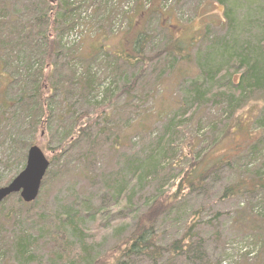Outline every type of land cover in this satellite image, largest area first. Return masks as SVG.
<instances>
[{"label":"trees","instance_id":"trees-1","mask_svg":"<svg viewBox=\"0 0 264 264\" xmlns=\"http://www.w3.org/2000/svg\"><path fill=\"white\" fill-rule=\"evenodd\" d=\"M21 1L0 0V142L20 150L23 162L0 178V187L24 168L41 124L50 137L43 147L51 154V159L45 154L50 168L42 191L48 179L58 177L51 167H64L63 159L68 161L75 148L88 144L98 150L108 144L116 163L96 175L97 153L76 160L83 164L86 179L98 180L99 204L91 203L90 197L34 216L41 190L32 203L23 202L18 194L0 203V264H105L106 258L108 264H134L133 258L140 256L158 264L165 254L181 256L192 249L197 226L190 220L179 239L163 246L158 242V221L177 215L184 199L204 191L207 180L221 169L240 171L238 182L226 186L223 196L264 192V0H209L222 6V15L218 20L202 17V26L190 37L180 34L182 25L170 18L161 24V7L148 9L144 0H137V17H158L160 33L143 28L132 35L127 32L126 52L108 51L100 43L82 53L64 50L42 26L57 24L61 38L76 28L85 8H99L103 0H58L55 5L53 0ZM194 1L195 7L202 2ZM148 77L151 81L144 82ZM166 78L168 108L155 113L140 109L137 116L122 117V110L132 107L134 88L147 86L148 94L156 93ZM121 94L126 101L119 106ZM253 101L262 103L250 125L256 135L253 141L214 156V146L240 129L236 116ZM76 102L85 110L78 113ZM89 108L94 109L93 118ZM91 124L96 128L92 139ZM156 124L160 129L150 143L125 152L126 146L135 149L130 145L134 135L150 134L148 127ZM203 128L210 134L206 147L200 137ZM151 185L154 192L148 193ZM136 196L143 197L144 205L141 197L140 203L134 202ZM11 201L17 208L12 205L4 211ZM111 207L112 217L103 222ZM130 222L132 229L126 232ZM5 225H10L7 237L1 231ZM111 231L118 235V243L101 257L97 246ZM41 241L54 246L47 259L38 254ZM196 245L191 260L202 256V244Z\"/></svg>","mask_w":264,"mask_h":264},{"label":"rangeland","instance_id":"rangeland-1","mask_svg":"<svg viewBox=\"0 0 264 264\" xmlns=\"http://www.w3.org/2000/svg\"><path fill=\"white\" fill-rule=\"evenodd\" d=\"M23 2L27 1L24 0ZM55 2H58V0H53L54 5ZM137 2V0H103L99 8L96 5L85 8V12L81 14L76 28L68 31L61 38L59 35L60 30L56 28L57 24L50 23V27L42 26V30L50 32L48 36H50L51 40L59 39L66 51L82 53L84 50H88L89 47L101 43L108 51H122L125 48L126 52L129 51V48L124 47L123 42L126 41L125 38L128 33L131 32L130 35H132L140 28L144 30L148 29L155 32V34L162 31V28H159L157 25L158 17L155 15H151L152 17L145 16L144 18L137 17ZM143 2L146 3L148 9H150L151 5L152 7H161L163 10V15L160 16L161 24H165V20L170 18L174 24L182 25L179 33L185 37L196 34L203 24L202 17L208 15L210 18L218 20L223 11L222 6L209 0H202L197 7H195L197 4L194 0H144ZM42 11L45 12L46 9L43 8ZM64 61L70 65L72 63L68 57ZM93 69L95 71L98 68L94 66ZM194 73L195 70L193 69L192 75ZM146 80L149 82L151 78H146L144 82ZM166 80L167 78L164 80L165 84H162L156 93L152 92L148 94L147 86L134 88L132 91V94H134L133 101L131 102L132 107L128 110H122L125 114L122 117L133 115L132 113H135V116H137L140 109L150 110L155 113L160 111L161 107L168 108L171 102L167 94L169 88L164 92V86H169ZM171 89L173 90V88ZM125 101V95L121 94L117 97L116 105L120 106ZM81 106L79 102H76L74 105L78 113L85 110ZM261 106L262 103L259 101H253L239 111L236 117L237 121L241 123L240 129L232 133L223 142L220 141L222 142L221 144L217 142V147L214 146L213 149L214 156L227 154L228 151H236L238 147L246 146L250 141H253L256 135L255 132H251L250 125L253 116L258 114V108ZM88 111L91 114L94 112V109L89 108ZM90 116L93 118V114ZM94 117H96L95 114ZM91 126L92 128L89 131L90 139H92L91 137L96 132L95 126L92 124ZM159 126L160 124H156L154 127L149 126L148 130L150 134H146L145 136L134 135L130 141V145L135 149H131L130 146H124L125 152L137 151L141 148L142 144L150 143L153 140L152 136L156 131H159ZM42 128L43 125L41 124L36 135L37 145L41 147L45 154H49L43 146L49 144L50 137ZM200 132V137L204 138L205 142L202 146L206 147L210 134H208L205 128L201 129ZM3 134L6 133L3 132ZM1 140L4 139L2 138ZM3 143L2 145V142H0L1 179L11 175L16 168L19 169L23 165V162L20 161V150H14L10 145L8 149V142L4 140ZM75 149L70 152L68 161L66 158L63 159L66 162L64 167H51L53 173L58 172V177L54 181L48 179L44 183L43 191L41 190L42 198L34 216L47 209L56 210L59 207L68 206L74 202L82 203L83 199L90 197L93 199L91 203H100V185L98 180L91 181L86 179L85 173L81 171V165L83 164L80 161L76 162V160H78V157L82 160L81 158L84 154L90 152L92 154L97 153L98 159L96 168L93 170L94 174L97 175L101 172L110 171L116 163L114 154L111 152V147L108 144H104L102 148L96 150V147L87 144L81 146L78 150ZM9 157L10 162L7 161ZM49 159H51V154H49ZM25 162L26 160H24ZM60 164L63 165V163ZM239 175L240 171L238 170L228 171L225 168L221 169L218 175L212 176L211 179L207 180L204 191L194 192L184 199L183 205L177 215L173 214L158 221L157 230L160 233L158 242L163 246H168L173 240L179 239L185 230L186 223L190 220L197 222L195 228L196 235L191 239L193 248L181 256L173 257L165 254L158 264H264V192L261 194L248 193L229 197L223 196L224 188L230 184H236L239 180ZM153 187V185L149 187L148 193L154 192ZM257 195L259 196L256 197ZM138 197L141 196H136L134 201L137 204L140 203ZM11 202H9L4 211H7L12 205H15L17 208L16 205L18 204L14 201ZM141 204L144 205L143 197H141ZM198 209H200L201 213L197 216V213L194 214V212ZM114 210L111 207V209L109 208L105 212L103 222L110 216L112 217ZM130 223L126 232L132 229L133 222ZM9 230L10 225H5L3 230H1L2 236L7 237ZM113 233V231L109 232L99 242L97 248L99 250L98 254L101 257L108 255V253L110 254L111 250L117 245L118 235H114ZM198 242L203 247L201 251L202 256L201 258L191 260L190 257L193 255V249H196L195 246H197ZM38 246V254L43 259H47V256L55 251L54 246L48 241H41ZM133 259L135 260L134 264H152V260L147 256ZM108 262L110 261L106 258L105 264H108Z\"/></svg>","mask_w":264,"mask_h":264},{"label":"water","instance_id":"water-1","mask_svg":"<svg viewBox=\"0 0 264 264\" xmlns=\"http://www.w3.org/2000/svg\"><path fill=\"white\" fill-rule=\"evenodd\" d=\"M49 167L50 161L43 150L37 145L29 147L24 168L8 184L0 187V203L13 194H19L25 203L34 202Z\"/></svg>","mask_w":264,"mask_h":264},{"label":"bare ground","instance_id":"bare-ground-1","mask_svg":"<svg viewBox=\"0 0 264 264\" xmlns=\"http://www.w3.org/2000/svg\"><path fill=\"white\" fill-rule=\"evenodd\" d=\"M35 145H37V144H35ZM33 146V145H32ZM37 146H39V145H37Z\"/></svg>","mask_w":264,"mask_h":264}]
</instances>
